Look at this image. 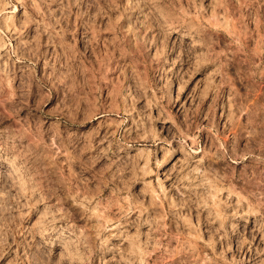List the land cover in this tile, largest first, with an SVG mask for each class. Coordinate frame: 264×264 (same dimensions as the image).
<instances>
[{
    "label": "rangeland",
    "instance_id": "rangeland-1",
    "mask_svg": "<svg viewBox=\"0 0 264 264\" xmlns=\"http://www.w3.org/2000/svg\"><path fill=\"white\" fill-rule=\"evenodd\" d=\"M0 264H264V0H0Z\"/></svg>",
    "mask_w": 264,
    "mask_h": 264
}]
</instances>
